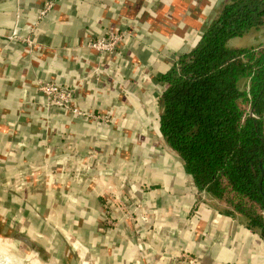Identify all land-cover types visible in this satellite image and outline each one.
Here are the masks:
<instances>
[{
	"label": "crops",
	"instance_id": "0c3cea01",
	"mask_svg": "<svg viewBox=\"0 0 264 264\" xmlns=\"http://www.w3.org/2000/svg\"><path fill=\"white\" fill-rule=\"evenodd\" d=\"M219 1L0 0V238L18 262L264 264L160 132L159 77ZM111 33L114 52L87 47ZM47 81L79 112L50 104Z\"/></svg>",
	"mask_w": 264,
	"mask_h": 264
},
{
	"label": "trees",
	"instance_id": "16d2710c",
	"mask_svg": "<svg viewBox=\"0 0 264 264\" xmlns=\"http://www.w3.org/2000/svg\"><path fill=\"white\" fill-rule=\"evenodd\" d=\"M259 33L256 45L231 44ZM159 80L164 140L195 186L264 241V0H220Z\"/></svg>",
	"mask_w": 264,
	"mask_h": 264
},
{
	"label": "built area",
	"instance_id": "2783aa9c",
	"mask_svg": "<svg viewBox=\"0 0 264 264\" xmlns=\"http://www.w3.org/2000/svg\"><path fill=\"white\" fill-rule=\"evenodd\" d=\"M120 41H123L121 34L111 33L108 36L90 39L87 42V47L100 53H112L117 49ZM41 90L46 94L50 104L64 109H71L74 112H79L77 108L72 107L74 97L73 89L62 87L55 82L47 81L41 85ZM116 209L118 210V208Z\"/></svg>",
	"mask_w": 264,
	"mask_h": 264
},
{
	"label": "rangeland",
	"instance_id": "374dc122",
	"mask_svg": "<svg viewBox=\"0 0 264 264\" xmlns=\"http://www.w3.org/2000/svg\"><path fill=\"white\" fill-rule=\"evenodd\" d=\"M262 33L255 34L253 36H250L249 38H235L231 41V44L234 46H251L256 45L260 42V39L262 37ZM258 36V37H257ZM39 237V235H38ZM41 238V237H40ZM0 264L1 261H3L4 264H21L20 261L16 259V253L13 250L17 245L15 242L7 241L5 238H0ZM11 254H15L14 259H12ZM26 264V263H24ZM28 264H37L35 262H29Z\"/></svg>",
	"mask_w": 264,
	"mask_h": 264
},
{
	"label": "water",
	"instance_id": "95a60500",
	"mask_svg": "<svg viewBox=\"0 0 264 264\" xmlns=\"http://www.w3.org/2000/svg\"><path fill=\"white\" fill-rule=\"evenodd\" d=\"M25 241H28L26 238H23ZM29 242V241H28Z\"/></svg>",
	"mask_w": 264,
	"mask_h": 264
},
{
	"label": "flooded vegetation",
	"instance_id": "af4514ba",
	"mask_svg": "<svg viewBox=\"0 0 264 264\" xmlns=\"http://www.w3.org/2000/svg\"><path fill=\"white\" fill-rule=\"evenodd\" d=\"M220 2V1H219ZM219 2L217 3V5L219 4ZM217 5H216V7H217Z\"/></svg>",
	"mask_w": 264,
	"mask_h": 264
}]
</instances>
